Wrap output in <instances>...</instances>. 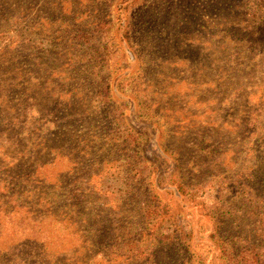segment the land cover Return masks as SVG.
<instances>
[{
  "label": "rangeland",
  "instance_id": "rangeland-1",
  "mask_svg": "<svg viewBox=\"0 0 264 264\" xmlns=\"http://www.w3.org/2000/svg\"><path fill=\"white\" fill-rule=\"evenodd\" d=\"M25 6L40 16L6 28L0 15V64L51 67L45 85L83 86L82 112L53 107L70 124L50 132L78 150L93 135L94 151L117 144L91 185L119 207V227L100 242L95 230L1 211L0 251L42 244L52 264H264V0ZM76 151L41 165L39 178L54 186L99 165ZM9 163L0 150V199Z\"/></svg>",
  "mask_w": 264,
  "mask_h": 264
},
{
  "label": "trees",
  "instance_id": "trees-1",
  "mask_svg": "<svg viewBox=\"0 0 264 264\" xmlns=\"http://www.w3.org/2000/svg\"><path fill=\"white\" fill-rule=\"evenodd\" d=\"M38 12L39 9L36 14L33 9L25 6V0H0V15L2 20H6V28L15 24L13 20H28L30 16L36 20ZM34 23L39 25V28L42 27L39 21ZM36 30L32 28L31 33ZM2 58L0 56V59ZM11 60L4 59L0 64V150L10 160V168L4 170L10 180L2 179V186L4 185L7 195L0 199V212L11 213L24 209L33 220L43 221L50 218L59 223L74 224L78 231H87L92 234L91 237H95V230L100 233V242H104L102 230L113 231L116 226L119 227L120 211L119 207L112 210L109 200L103 197L106 193L91 183L94 175L99 176L110 169L109 165L104 166V163L113 161L107 158H113L117 144H112L114 147L107 153L102 148L94 151L100 137L93 135L83 139L87 142L83 149L74 148L73 143H70L71 136L64 138L65 132L63 135L55 132L58 124L66 127L70 123L58 121L54 116L53 107L60 109L66 106L73 111L71 115L80 114L82 110L78 108L76 100L83 96V86L73 87L67 83L47 86L44 80L53 75L51 67L42 74L31 67H25L24 62L20 64L16 59L15 63ZM78 75L83 76V71H79ZM71 79V84H74L76 80L74 77ZM105 84L94 87L100 89V95L107 90ZM53 128L55 130L50 132ZM92 137L95 139L91 140ZM103 146L105 145L100 147ZM73 150H77L78 154H90L93 161L99 165L94 166L95 163L90 161L88 166H82L85 171L80 169L77 172L78 176L70 181H60L54 186L39 178L38 169L41 165L51 161L56 155L67 156ZM103 207L108 210L104 211ZM159 208L149 207L147 219L152 221L153 217H158ZM21 247L19 250L0 251V264H52L50 256L44 251V245H33L32 248L26 242Z\"/></svg>",
  "mask_w": 264,
  "mask_h": 264
}]
</instances>
